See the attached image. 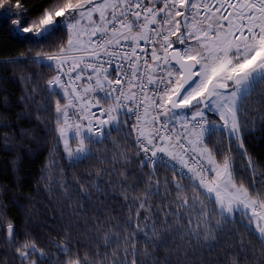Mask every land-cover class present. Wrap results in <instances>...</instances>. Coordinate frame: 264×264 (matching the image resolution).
I'll return each mask as SVG.
<instances>
[{
  "label": "snow or ice",
  "instance_id": "6c2138e0",
  "mask_svg": "<svg viewBox=\"0 0 264 264\" xmlns=\"http://www.w3.org/2000/svg\"><path fill=\"white\" fill-rule=\"evenodd\" d=\"M42 7L40 14L29 20L22 15L25 11L22 0H0V10L4 14L17 16L11 20L14 32L26 35L36 45L58 32L67 36L66 43L59 44L55 52L41 50L28 59L32 63L50 62L46 66L57 70L58 74L47 81L48 88H59L65 99L71 96L63 108L59 100L55 102V131L69 161L87 159L92 152L89 145L100 143L112 131L118 132L127 123L122 117L132 113L137 121L130 126L136 131V155L143 154L140 166L151 167L153 172L144 198L134 197V206H128L132 214L125 224L132 231L126 230L122 239L116 234L103 233L100 236L105 249L102 259L99 251L94 253L95 259L87 253L73 258L69 239L67 244L57 245L61 255L68 257L58 264H164L148 250L149 246L153 249L167 247V241H161L157 234V221L151 220L153 212L163 216L167 230L171 227L169 220H176L179 226V218L185 215L189 216L186 225H191L190 216L194 210L198 220L195 227L187 232L189 244L194 238L197 245L214 250L216 230L233 223L239 214L245 231L259 242V264H264V172L257 177L255 161L245 147L241 129L247 130L250 122L245 119L242 126L239 120L245 102L253 94L264 107V0H147V3L145 0H47V5ZM157 38L162 41V54L157 55L156 48H152L150 59L155 62L152 66L143 55H137L136 49L142 41L154 45ZM122 42L129 45L130 51L124 50ZM101 53L107 60L101 59ZM117 56L124 63L115 65L116 78L109 79L105 64L111 66ZM65 64L68 65L66 73L63 72ZM87 69H92L93 73L87 77L90 83L77 91L71 85L81 80ZM141 71L142 75H138ZM72 73L76 75L73 77ZM61 75L68 77L66 83L61 80ZM149 85L153 86L151 96L146 91ZM133 88L138 91H132ZM96 91L104 93L103 99L108 104L107 108H100L99 115L91 109L101 104L100 98L95 95L91 99L84 98L89 92ZM51 94L56 93L52 91ZM73 101L79 104L80 119L87 121L74 126L75 149L69 146L66 133L68 112L65 110L77 106ZM140 108H143V118L138 111ZM209 112L217 114L223 121L220 127L227 129L229 138L228 150L220 153V162L203 142L205 134L212 136L217 130L215 121L208 120ZM161 117L165 119L161 120ZM189 121L195 123L189 126ZM173 122L178 124L179 133L169 127ZM182 138L192 146V151L196 145L201 146L200 155L207 154V163L213 165L208 170L214 172L215 177L206 180L201 175L203 165L197 171L188 167L181 158L183 166L193 173L189 180L197 183L185 186L174 176L176 199L171 203L175 207H169L165 212L161 205L153 206L149 200L150 196L160 194L161 182L155 180V169L158 165L167 164L164 156L176 159L174 150L184 148ZM232 144L243 160V167L250 172L251 188L243 181L237 182ZM157 153L163 155L157 156ZM152 180H155L154 185ZM168 183L164 181L166 193ZM90 187L96 186L90 184ZM188 187L192 189L191 197L186 192ZM200 187L212 198L211 211L196 192ZM124 198L128 199L127 196ZM214 216L219 219H214ZM6 230L7 236L12 238L10 242L15 244L11 222L6 224ZM137 235L144 237L143 247H137ZM240 243L243 253L252 242L241 240ZM189 251L191 249L183 252L177 249V257L187 255ZM15 252L21 264H37L33 256L40 257V264H52L34 241L26 240L15 248ZM252 254L255 255V249H252ZM165 261L173 264L167 255ZM247 262L246 255L233 256L226 264Z\"/></svg>",
  "mask_w": 264,
  "mask_h": 264
},
{
  "label": "trees",
  "instance_id": "16d2710c",
  "mask_svg": "<svg viewBox=\"0 0 264 264\" xmlns=\"http://www.w3.org/2000/svg\"><path fill=\"white\" fill-rule=\"evenodd\" d=\"M22 3L25 9L22 15L30 20L40 14L47 0H22ZM16 18L0 10V264H21L15 248L26 240L34 241L52 260V264L68 259L61 255L57 245L67 244L69 239L73 258L87 253L95 259L94 253L99 251L102 259L105 249L100 236L109 232L122 239L126 230L132 231L125 224L132 214L128 206H134V197L144 198L150 186L149 178L153 176L152 168L140 166L139 161L143 157L136 155L132 130L124 116L122 119L127 123L118 132L112 131L100 143L89 145L92 152L87 159L69 161L55 131V102L59 100L63 107L64 98L60 90H50L47 85L56 70L47 67V61L32 63L28 59L41 50L55 52L59 44L66 43L67 36L58 32L51 39L36 45L26 35L14 32L11 20ZM52 91L56 94L52 95ZM245 119L250 123L247 130L242 127L241 131L245 147L255 161L258 177L260 172H264V107H261L256 94L245 102L243 112L239 114L242 126ZM206 143L216 161L220 162V153L226 152L229 147L226 130L217 127L215 134L207 137ZM231 148L237 182L243 181L251 188L250 172L243 167L235 144ZM174 176L185 186L197 183L185 178L181 180L164 165L156 166L155 180L161 182L160 194L150 196L149 200L153 206L161 205L165 212L169 207H175L171 203L176 199ZM155 180H152V185ZM165 180L169 181L167 193ZM90 184L96 187H90ZM186 192L191 197L190 187ZM196 192L211 211L212 198L202 187ZM143 215L141 210V217ZM188 218V215L179 218V226L176 220H169L171 227L165 230L163 216L153 212L151 220L157 221V234L161 241H167V247L153 249L149 246L148 250L164 264L166 255L173 264H226L233 256L245 255L248 256L247 264H259V242L245 231L239 214L233 223L216 230L212 251L197 245L194 238L191 244L188 243L187 232L195 227L198 220L196 211L191 213V225H186ZM214 219L219 217L214 216ZM8 222L13 225L15 244L7 236ZM135 239L138 248L145 245L142 235H137ZM241 240L252 242L243 253ZM177 249L191 251L177 257ZM252 249H255V255ZM32 259L40 264V257L33 256Z\"/></svg>",
  "mask_w": 264,
  "mask_h": 264
},
{
  "label": "built area",
  "instance_id": "2783aa9c",
  "mask_svg": "<svg viewBox=\"0 0 264 264\" xmlns=\"http://www.w3.org/2000/svg\"><path fill=\"white\" fill-rule=\"evenodd\" d=\"M145 3H147V0H145ZM159 6V5H157ZM162 15V14H161ZM159 19V17L157 18ZM151 27H156L155 25H152ZM172 38V37H171ZM170 38V39H171ZM93 39L95 40L96 37H93ZM123 43V47H124V50H127V51H130V48H129V45L127 43ZM161 43L162 41L157 38V41L156 43L153 45L151 43L149 44H145L143 41L141 42V45L139 48L136 49V52H137V55H143L144 56V59H147V62L149 65H152V66H155V62H153L151 59H150V56H151V51H152V48L155 47L156 48V51H157V55H161L162 54V49H161ZM143 50V52L141 51ZM117 51L119 52V49H117ZM170 51V49H169ZM71 55H81V53H72ZM89 58L86 57V60H88ZM101 59L102 60H107V57H105L103 55V53H101ZM117 63H124L123 61L120 60L119 56L116 57V59L114 60L113 64L111 66L105 64V68L107 69V73L109 74V79H115L116 78V72L114 71V68H115V65ZM81 67H83V65H81ZM67 69H68V65L65 64L64 65V68H63V72H67ZM126 70V69H124ZM79 71V69L77 70ZM159 72V70H158ZM157 73H154L155 74H158ZM58 74V71L56 70V75ZM92 69H87L84 73V76L81 80H78V81H74L73 85H71V87H76L77 91H80V89L82 87H87L89 85V81L87 79V77L89 75H92ZM73 77L76 75V73H72L71 74ZM138 75H142V71L141 73H138ZM61 80L64 81L65 83L67 82L68 80V77L66 75H61ZM127 86L125 85V88ZM152 89H153V86L152 85H149L148 86V89H146L147 93L149 96H151L152 94ZM132 91H138L137 89L133 88ZM95 95L97 96L98 98H100L101 100V104L99 106H96V107H93L91 109L92 112H96L97 115H99V111H100V108L101 107H104V108H107L108 107V104L105 103L103 97H104V93L103 92H100V91H96L95 93L93 92H89L88 95L86 97H84L85 99H91L92 96ZM71 96L68 98L70 99ZM68 99H66V104L68 103ZM73 104H76L77 106L76 107H68L66 108V111L68 112V125L70 126V128L72 130L75 131V124L77 123H81V124H86L87 121H82L80 119V116H79V104L76 102V101H73ZM129 106L131 107L132 104L129 103ZM123 112V110H121ZM139 113L141 114L142 118H143V108H140L139 110ZM152 112V109L150 108L149 109V113L151 114ZM126 119L129 121V124L130 126L134 123H137V121L135 120V116L134 114L132 113H128L126 116ZM161 120H164L165 118L164 117H161L160 118ZM195 123L194 121H189V126H191V124ZM169 127L170 128H175L176 132L179 133L180 132V128L178 126V124L176 122H173L171 124H169ZM132 130V141L134 143V140H135V137H136V131L131 129ZM189 139H191L189 137ZM183 144H184V148L181 149L179 147H177L176 149L179 151V156L176 157L175 160H173L171 157H168V156H164V159L167 161V164H161V165H164L166 166L167 168L171 169L173 172H175L177 175H179L180 177L183 176V178L185 179H189L190 176L193 175V173H190L188 171V167H192V168H195L197 171H200L201 170V165L204 166V170L201 172V175H210L211 171H209L208 169H210L209 167V164L207 163V160L205 158H203L196 150L195 151H192L190 150L192 148L191 145H189L187 143V140H184L182 138V141H181ZM77 145H73V149H75ZM134 146L135 148L137 149V146L135 145L134 143ZM138 151V149H137ZM143 159H144V156L143 154H141ZM163 154L161 153H157V156H162ZM181 158L183 159L184 162L187 163L188 167H184L183 164L181 163Z\"/></svg>",
  "mask_w": 264,
  "mask_h": 264
},
{
  "label": "rangeland",
  "instance_id": "374dc122",
  "mask_svg": "<svg viewBox=\"0 0 264 264\" xmlns=\"http://www.w3.org/2000/svg\"><path fill=\"white\" fill-rule=\"evenodd\" d=\"M98 15V14H97ZM95 18V17H94ZM178 19H182V18H178ZM172 39V38H171ZM48 62V61H47ZM50 63V62H49ZM55 76H56V73H55ZM58 90H60L59 88H57ZM60 92L62 93V91L60 90ZM62 96H63V94H62ZM64 98V97H63ZM64 106L66 105V99L64 98ZM63 106V107H64ZM62 107V108H63ZM66 110V109H65ZM215 115V116H214ZM207 116H208V120L211 122V121H215V123H217L218 124V126L220 127V126H222V124H223V121H221L220 119H219V116L217 115V114H214V113H207ZM216 124V125H217ZM226 130V133H227V129H225ZM73 132H74V130H72L71 128H70V126L68 125L67 127H66V133H67V136H68V142H69V146L72 148L73 147V145H75L76 144V141H75V139L73 138ZM207 137H208V135L207 134H205L204 135V137H203V142H204V144H206L207 145V143H206V140H207ZM191 139H192V137H190ZM61 143H62V141H61ZM62 145H63V143H62ZM208 146V145H207ZM208 148H209V146H208ZM195 150L200 154V151H201V146L200 145H196L195 146ZM203 157H205L206 159H207V154H204L203 155ZM218 162V161H217ZM209 167L210 168H212L213 167V165H209ZM211 174H212V176H208V179H206L207 177H204L206 180H212V179H214V177H215V173L214 172H210ZM195 182H197L196 180H195ZM203 189V188H202Z\"/></svg>",
  "mask_w": 264,
  "mask_h": 264
},
{
  "label": "crops",
  "instance_id": "0c3cea01",
  "mask_svg": "<svg viewBox=\"0 0 264 264\" xmlns=\"http://www.w3.org/2000/svg\"><path fill=\"white\" fill-rule=\"evenodd\" d=\"M215 116V115H214ZM217 124V123H216ZM217 127H219L218 126V124H217ZM175 151V155H176V157H178L179 156V151L177 150V149H175L174 150ZM203 177H207L206 179H208V176H204V175H202Z\"/></svg>",
  "mask_w": 264,
  "mask_h": 264
},
{
  "label": "flooded vegetation",
  "instance_id": "af4514ba",
  "mask_svg": "<svg viewBox=\"0 0 264 264\" xmlns=\"http://www.w3.org/2000/svg\"><path fill=\"white\" fill-rule=\"evenodd\" d=\"M172 40H175V39H172Z\"/></svg>",
  "mask_w": 264,
  "mask_h": 264
},
{
  "label": "water",
  "instance_id": "95a60500",
  "mask_svg": "<svg viewBox=\"0 0 264 264\" xmlns=\"http://www.w3.org/2000/svg\"><path fill=\"white\" fill-rule=\"evenodd\" d=\"M171 51H172V50H171ZM171 51H170V52H171Z\"/></svg>",
  "mask_w": 264,
  "mask_h": 264
}]
</instances>
